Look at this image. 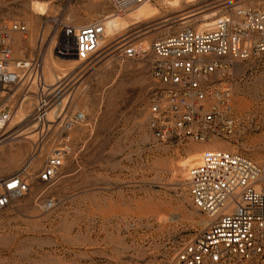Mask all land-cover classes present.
Here are the masks:
<instances>
[{
    "label": "rangeland",
    "instance_id": "374dc122",
    "mask_svg": "<svg viewBox=\"0 0 264 264\" xmlns=\"http://www.w3.org/2000/svg\"><path fill=\"white\" fill-rule=\"evenodd\" d=\"M260 2L152 0L145 2L152 15L134 20L135 9L119 18L113 15L110 0H0V22L27 27L25 35H10L13 59L43 50L48 60L43 71L51 76L48 82L43 73L47 83L54 82L52 76L77 72L71 101L86 116L69 132V152L56 179L48 185L32 180L24 197L0 211V264H175L177 252L206 223L185 185L188 169L199 164L201 154L233 151L264 163V55L212 76L231 93L233 133L214 136L209 143L176 144L160 143L150 134V64L120 57L121 47L150 45L187 26L208 27L222 14ZM107 18L122 21L124 27L108 30ZM48 19L74 27L101 21L104 37L94 63L56 59L58 33L53 22L45 24ZM23 89H16L10 124L21 131L0 145V175L21 167L36 139L33 127L19 128L34 104L32 94L21 102ZM49 146L36 157V169ZM47 201L54 205L49 210L43 208Z\"/></svg>",
    "mask_w": 264,
    "mask_h": 264
},
{
    "label": "built area",
    "instance_id": "2783aa9c",
    "mask_svg": "<svg viewBox=\"0 0 264 264\" xmlns=\"http://www.w3.org/2000/svg\"><path fill=\"white\" fill-rule=\"evenodd\" d=\"M149 1L110 0L117 17ZM47 22H53L54 33H58L53 47L56 59L94 63L104 37L101 21L81 27L60 19ZM13 32L25 35L27 27L0 22V145L16 139L23 126L33 127L36 139L21 167L0 177V211L24 197L32 180L48 185L56 179L69 152V132L86 119L71 101L79 80L77 72L47 83L43 50L31 58L13 59L9 42ZM263 55L264 0L256 7H238L222 14L208 27L187 26L150 45L126 44L119 54L150 64L147 127L156 141L176 144L209 143L214 136L233 133L231 93L226 83L215 82L212 76L236 62ZM19 86L24 88L21 102L32 94L34 104L15 130L10 124L16 114ZM48 144V153L36 169V157ZM185 185L191 203L205 215L206 223L177 252L175 264L264 260V163L233 151L205 150L199 164L188 169ZM53 206L47 201L43 208Z\"/></svg>",
    "mask_w": 264,
    "mask_h": 264
},
{
    "label": "bare ground",
    "instance_id": "6f19581e",
    "mask_svg": "<svg viewBox=\"0 0 264 264\" xmlns=\"http://www.w3.org/2000/svg\"><path fill=\"white\" fill-rule=\"evenodd\" d=\"M133 9H135L134 15H133L134 20H138L140 18H148L152 15V11H150V9L145 5V2L138 4L137 6L132 8L131 10H133ZM35 11L37 12L38 10H35ZM40 12H41V10H40ZM117 18H119V17H117ZM112 19L113 18H107L106 19L107 21L105 20L106 21L105 26L108 30H110V31L113 30L115 32L116 31L115 29H118L120 27L122 28V26L124 27V24H121V22H122L121 20H120L121 22L119 23V22H117V20H115L116 18H114L113 20ZM43 69H44V67H43ZM43 73H44V71H43ZM52 77L54 78V80H56L58 78L57 76H52ZM186 177H187V173H186Z\"/></svg>",
    "mask_w": 264,
    "mask_h": 264
},
{
    "label": "crops",
    "instance_id": "0c3cea01",
    "mask_svg": "<svg viewBox=\"0 0 264 264\" xmlns=\"http://www.w3.org/2000/svg\"><path fill=\"white\" fill-rule=\"evenodd\" d=\"M47 62H48V60L45 59V61H44V68H45V70H46V68H47V66H48ZM44 73H45V72H44ZM45 77H46V79H47L48 82H51V81H50V77H51V76H50L49 72H47V74L45 73ZM12 173H13V172L9 173V171H3V172H2V175H0V177L8 176V175H10V174H12Z\"/></svg>",
    "mask_w": 264,
    "mask_h": 264
}]
</instances>
